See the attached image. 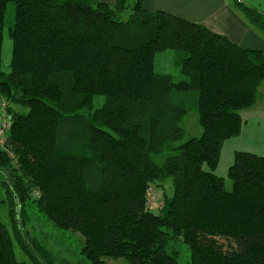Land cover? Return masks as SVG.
<instances>
[{
  "label": "trees",
  "instance_id": "trees-1",
  "mask_svg": "<svg viewBox=\"0 0 264 264\" xmlns=\"http://www.w3.org/2000/svg\"><path fill=\"white\" fill-rule=\"evenodd\" d=\"M231 1L264 34V16ZM169 50L181 81L155 71L156 55ZM261 86L264 50L150 12L144 0H0V97L11 104L5 148L14 155L0 149L10 203L9 225L0 221V264H27L17 259L15 242L32 264H54L19 233L33 190L40 195L34 204L56 228L80 230L91 264H178L168 249L180 241L188 264H264V157L236 152L231 190L215 174L224 143L241 134V112L255 106ZM191 112L200 134L187 138ZM151 185L164 194L158 214L148 209Z\"/></svg>",
  "mask_w": 264,
  "mask_h": 264
},
{
  "label": "rangeland",
  "instance_id": "rangeland-1",
  "mask_svg": "<svg viewBox=\"0 0 264 264\" xmlns=\"http://www.w3.org/2000/svg\"><path fill=\"white\" fill-rule=\"evenodd\" d=\"M130 13H124L120 19L126 21ZM14 22V7L10 5L6 14V25L4 28V42H3V70L7 71L9 69V64L11 60V49L12 43L8 36V28L12 27ZM155 71L159 74L172 76L175 82L184 79L181 74L180 68L177 65L176 53L174 51H164L156 55ZM264 86H261L259 92V103H264ZM263 101V102H262ZM11 105L5 99L0 97V127L3 123L10 119L7 115V107ZM18 112H26V110L15 107ZM197 119L194 112H191L188 117H186L183 127L187 131V138L192 136H198L200 134V129L197 125ZM1 129V128H0ZM6 138V133H3ZM7 140V138H6ZM5 140V141H6ZM5 141L0 144V149L9 153L10 157H14L5 148ZM247 152V151H238ZM250 153V152H248ZM255 154V153H252ZM256 155V154H255ZM260 156V155H258ZM262 157V156H261ZM13 165L17 167L16 162ZM8 176L5 173H0V221L6 225H9V201L5 197V188L3 187V182L6 181ZM228 178V177H227ZM227 180V179H226ZM226 187L231 190V182L226 181ZM165 193L168 197L173 195V190L171 188V183L168 181L164 185ZM33 190L29 197L30 200L25 202L23 208H25L24 215L26 214V222L21 225V231L19 232L23 240H25L29 246L37 243L46 249L48 253L52 255L54 264H91L82 255V248L85 244V238L83 237L80 230L72 229L61 230L54 226L53 222L48 219L45 215L41 214L34 204V201L39 198V194ZM34 192V193H33ZM33 193V194H32ZM6 200V201H5ZM164 205V194L163 191L155 185H151L148 192V209L154 214H158ZM22 215V217L24 216ZM21 221V220H20ZM218 242L226 247H231V243L224 239H218ZM169 252L173 253L178 264H188L190 260V254L187 246L183 242H178L169 245ZM15 252L17 259L19 261H26L27 264H32L21 251L20 247L15 242ZM110 264H121L122 262L109 260Z\"/></svg>",
  "mask_w": 264,
  "mask_h": 264
},
{
  "label": "crops",
  "instance_id": "crops-1",
  "mask_svg": "<svg viewBox=\"0 0 264 264\" xmlns=\"http://www.w3.org/2000/svg\"><path fill=\"white\" fill-rule=\"evenodd\" d=\"M113 6L115 0H93ZM257 9L264 16V0H240ZM150 12L163 11L203 26L213 33L228 38L238 46L264 50V34L253 26L231 0H144ZM261 87L259 89V92ZM264 92V91H263ZM241 112V134L227 140L221 150L218 177L227 179L238 151H247L264 157V103ZM263 102V101H262Z\"/></svg>",
  "mask_w": 264,
  "mask_h": 264
},
{
  "label": "built area",
  "instance_id": "built-area-1",
  "mask_svg": "<svg viewBox=\"0 0 264 264\" xmlns=\"http://www.w3.org/2000/svg\"><path fill=\"white\" fill-rule=\"evenodd\" d=\"M0 144L6 140L7 138V135H8V132L11 128V121L10 119L7 120L5 123H3L0 127ZM3 133H6V138H5V135ZM6 142V141H5Z\"/></svg>",
  "mask_w": 264,
  "mask_h": 264
}]
</instances>
